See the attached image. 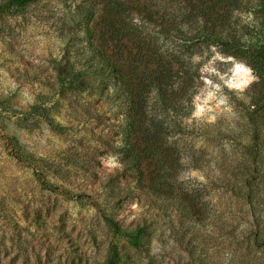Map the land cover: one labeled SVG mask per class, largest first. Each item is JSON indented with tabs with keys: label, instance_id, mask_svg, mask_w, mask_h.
Listing matches in <instances>:
<instances>
[{
	"label": "rangeland",
	"instance_id": "obj_1",
	"mask_svg": "<svg viewBox=\"0 0 264 264\" xmlns=\"http://www.w3.org/2000/svg\"><path fill=\"white\" fill-rule=\"evenodd\" d=\"M263 4L33 0L0 12V264H264V91L249 51ZM173 23L219 40L191 55ZM154 121L163 150L154 140L134 148L139 167L124 162Z\"/></svg>",
	"mask_w": 264,
	"mask_h": 264
},
{
	"label": "trees",
	"instance_id": "obj_2",
	"mask_svg": "<svg viewBox=\"0 0 264 264\" xmlns=\"http://www.w3.org/2000/svg\"><path fill=\"white\" fill-rule=\"evenodd\" d=\"M33 0H12L9 4H7L3 9L0 10V12H12L13 9L22 10L25 9ZM79 13H84L85 17L93 18L95 16L94 12L91 10H88L87 8H80ZM261 12L264 15V4L261 7ZM191 24V23H188ZM172 27L169 28L168 32L171 31H177L182 36H184L187 39H190L189 44H185L188 53L191 55H195L198 53H202L204 50L208 49L215 41L219 40L218 35H216L215 27H208L207 25L203 26H191V31L187 32L180 28L179 25L173 23L171 24ZM170 26V24L168 25ZM190 27V26H189ZM262 30L264 31V23ZM173 33V32H171ZM189 37V38H188ZM195 39V40H194ZM194 40V41H193ZM95 53H100V50L95 48ZM249 51L252 53L253 56V63L252 67L254 71L258 74L260 80H261V86L262 91H264V32L262 33V36L260 38H257V41L255 44H253ZM105 61L109 63V60ZM111 69L115 70V66L109 64ZM196 73L190 72V80H189V89H191V82L193 80V76ZM78 77H81V74L77 75ZM185 99L189 102V106L187 108H182L181 111H183V115L186 117H189L192 114V106L190 104L192 103L193 97L192 93L189 91L187 92L186 96H184ZM153 132H150L149 135H147L146 140L143 139L138 140L136 144L127 141L126 147L128 148V153L126 154V157L124 158V162H127V159H130L128 164L132 166L139 167L141 165L142 156H135L134 155V148L136 150L137 146H141L143 144H147V148L145 150H152L155 143L154 140H157L160 142V146H158L159 150H163V145L165 144V138L167 136L165 128V124H163V121L161 122H153ZM166 150H170L166 149ZM154 155V154H152ZM106 222L113 226L116 231H120L117 224H115L110 218H105ZM130 242L133 246H139L140 241L138 239V236H130ZM108 264H116V259H112Z\"/></svg>",
	"mask_w": 264,
	"mask_h": 264
},
{
	"label": "clouds",
	"instance_id": "obj_3",
	"mask_svg": "<svg viewBox=\"0 0 264 264\" xmlns=\"http://www.w3.org/2000/svg\"><path fill=\"white\" fill-rule=\"evenodd\" d=\"M238 87V85H236ZM197 99H199V97H197ZM197 108L199 111H203V108L200 105H197Z\"/></svg>",
	"mask_w": 264,
	"mask_h": 264
}]
</instances>
